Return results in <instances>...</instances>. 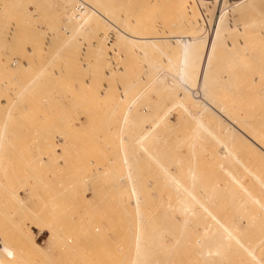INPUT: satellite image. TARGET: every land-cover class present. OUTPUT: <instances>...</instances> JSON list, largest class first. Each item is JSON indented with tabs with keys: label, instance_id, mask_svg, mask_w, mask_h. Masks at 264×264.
<instances>
[{
	"label": "rangeland",
	"instance_id": "obj_1",
	"mask_svg": "<svg viewBox=\"0 0 264 264\" xmlns=\"http://www.w3.org/2000/svg\"><path fill=\"white\" fill-rule=\"evenodd\" d=\"M85 1L105 19L0 0V264H264V0ZM224 15L196 135L207 41L182 106L170 37ZM189 167L207 211L181 209L169 175L190 186Z\"/></svg>",
	"mask_w": 264,
	"mask_h": 264
},
{
	"label": "bare ground",
	"instance_id": "obj_2",
	"mask_svg": "<svg viewBox=\"0 0 264 264\" xmlns=\"http://www.w3.org/2000/svg\"><path fill=\"white\" fill-rule=\"evenodd\" d=\"M71 1L72 0H67V3L69 2V3H71ZM88 2H90V1H95V2H103L104 0H87ZM68 3V4H69ZM190 3H191V1H189V0H187V2L186 3H184L183 5H182V7L185 9V8H190ZM84 5V7H85V11H83V10H80L81 9V7ZM90 6H92V5H90ZM93 9L90 11V12H88V9H89V4L85 1V0H76V3L74 4V7H73V13L75 14V18H76V22L75 23H77L78 25L80 24V26H81V24H84V23H88V18H89V16L90 15H92V13L94 12V13H96L97 15H99L100 17H102L103 19H105L104 17H105V14L104 13H102L101 11H99L97 8H95V7H92ZM66 15H68L67 17H68V19L71 21V18H70V15H69V9L68 10H66ZM92 12V13H91ZM105 12H107L106 10H105ZM96 15V16H97ZM95 16V21L96 22H98L99 20V18L98 17H96ZM224 17H225V15L224 16H222L221 17V19L219 20V22H218V26H217V28H216V30L212 33V36H211V38L209 39V40H207L206 39V37L204 36H202V37H192V36H189V35H185V34H183V35H177V36H174V37H170V40L171 41H173V43L175 44V42H174V40H172V39H177V41L180 43V46H179V49H178V56H179V61H178V63H179V69L180 70H178V71H180V74H179V76L177 77L178 79H182L181 80V83H182V85L185 87L183 90H188L189 92V94H192V91L194 90L193 89V87H191V86H189V83H188V81H185V79H188V78H191V77H195L196 76V66H197V64H198V58H199V55H200V53H201V47H197L196 46V42L197 41H202V40H206L207 42H206V45H205V48H204V50L202 51L203 53V55H202V59H201V63H200V65H201V71H200V73H199V80H198V83L197 84H199V85H197L198 87V89H203L204 90V95H205V97L207 98V99H205L204 97V108H203V110H201L200 112H198V115L197 116H195L194 114H193V112L192 111H188V113H190V115L192 116V117H194V119H196V132L194 133V134H196V135H198V133H199V131L200 130H204V131H206L207 133H211L209 130H208V128H207V126H206V124H205V121H204V119H203V116H204V114L208 111H210V109H211V107H209L206 103H205V101L206 100H208V99H210V98H212V92H211V90H209L208 88H207V86H209L208 84L210 83V82H212V80H210L209 78H210V65H211V63L213 62V60H212V62H210V60H211V57H212V55L214 54V52H215V49H216V46H217V44L219 43V41H220V39H221V37L223 36V34H224V32H223V30L225 29V26L223 27L222 26V23H223V21H224ZM107 18V17H106ZM77 19H78V22H77ZM107 21H109L108 22V24H110V25H113V23H112V21L111 20H108V19H106ZM99 23V22H98ZM119 28V27H118ZM117 28V29H118ZM113 29V28H112ZM120 33H122L121 35H128L129 37H131V38H133V39H139V40H145V41H149V42H152V43H154L153 41L155 40V39H157V37H136V36H133V35H131V34H129V33H127L125 30H123V29H121L120 31H119ZM127 36V37H128ZM160 38V37H159ZM169 38V37H168ZM167 38V39H168ZM164 39V38H163ZM170 41V42H171ZM203 44V43H202ZM155 45V44H154ZM199 45V44H198ZM201 46V45H200ZM161 50V49H160ZM169 62H170V64L172 65H174V63H175V61L173 60V59H170L169 58ZM175 67V66H174ZM176 73H177V71H176ZM187 73V74H186ZM168 74V73H167ZM159 75V74H158ZM170 81V80H169ZM196 89V88H195ZM183 91V93L181 94V96H180V98L177 100V102H176V105H182V99L184 98V94H187V91ZM201 92V91H200ZM199 93V92H198ZM202 94V93H201ZM193 95H194V92H193ZM197 96H198V94H196ZM203 95V94H202ZM194 97V96H193ZM190 98V97H189ZM191 99V98H190ZM199 99H201V98H199ZM197 100V99H196ZM210 100H212V99H210ZM198 101H200V100H198ZM196 102V101H195ZM208 102V101H207ZM200 103V102H199ZM209 103H211L210 101H209ZM202 104V105H203ZM182 106H184V105H182ZM185 108V107H184ZM213 108V107H212ZM217 108V107H216ZM186 109V108H185ZM202 109V108H201ZM219 110V109H218ZM220 110H224V107H222L221 106V109ZM170 111V110H169ZM217 111V110H216ZM161 120V119H160ZM160 122V121H159ZM158 122V123H159ZM157 123V124H158ZM155 127V126H154ZM153 129V128H152ZM148 134L149 133H147L146 135H143V139L142 140H144L146 137H148ZM212 134V133H211ZM195 136V135H194ZM140 141V140H139ZM220 141H221V143L222 144H224L225 142L222 140V139H220ZM225 145V144H224ZM143 147V146H142ZM215 152V151H214ZM217 152V156L219 157L218 159L220 160V164H221V166H222V164L224 163V161H223V158H225V156H226V153H225V150L224 151H222L221 149L220 150H218V151H216ZM213 154V153H212ZM213 156V155H212ZM211 156V157H212ZM216 156V157H217ZM215 159V158H214ZM211 161V160H210ZM213 161H211V163H212ZM216 164H217V162H215ZM219 164V163H218ZM217 164V165H218ZM217 165H215V167H213V168H217ZM128 166H130V164H128ZM192 166V165H191ZM212 166H214V165H212ZM211 166V167H212ZM218 166H220V165H218ZM194 167V166H193ZM190 168V167H189ZM196 169V168H195ZM194 168H190L189 170H188V168H187V172H188V177H189V179H190V181H191V185L190 186H188V185H185L183 182H182V180L180 179V178H178L177 176H173V175H169V178H170V180L174 183V184H176V186H177V188L181 191V196H180V198H181V206H182V208L181 209H183L184 211H185V214H187L188 212V214H191V213H194V211L195 210H197V205H202L203 206V208L204 207H206L205 205H204V203H202L201 202V200H200V198L197 196V194L195 193V190H194V184H195V180H196V177H197V173H196V170H195ZM226 171H227V173L230 175V177L232 178V180H236V178H234V176H233V174H232V171L230 172L229 171V169L227 168L226 169ZM238 182V181H237ZM243 186V185H242ZM241 186V187H242ZM136 194H138V193H135V195ZM139 195V194H138ZM136 200H138V199H136ZM139 202V201H138ZM209 203H211V201L209 202ZM208 203V204H209ZM196 206V207H195ZM204 209H206V211H207V207L206 208H204ZM187 212V213H186ZM187 218V217H186ZM185 218V219H186ZM186 223H187V219L183 222V224H182V226H181V230H179L180 231V234H183L184 233V231L186 230ZM225 228V227H224ZM228 228H229V226H228ZM227 227L225 228V229H228ZM230 228H231V226H230ZM229 230V229H228ZM218 232L220 233V234H222V235H225V230L224 229H222V228H218ZM229 233L230 232H233L232 230L231 231H228ZM237 233V232H236ZM185 235V234H184ZM234 234H232V236H233ZM237 235V234H236ZM181 236L182 235H180L179 237L181 238ZM234 237H235V235H234ZM238 237V236H237ZM237 237H235V239L237 240ZM239 238V237H238ZM138 239V238H137ZM238 241H239V239H238ZM239 243H240V241H239ZM216 248V247H215ZM247 249V248H246ZM208 251H207V255H209V254H211V252L213 253V252H215L216 253V250L217 249H213L212 248V251H210L209 249H207ZM248 251H249V249H247ZM254 253V251L252 250L251 252H250V254L251 253ZM252 253V255L251 256H253V257H255V254H253Z\"/></svg>",
	"mask_w": 264,
	"mask_h": 264
},
{
	"label": "built area",
	"instance_id": "obj_3",
	"mask_svg": "<svg viewBox=\"0 0 264 264\" xmlns=\"http://www.w3.org/2000/svg\"><path fill=\"white\" fill-rule=\"evenodd\" d=\"M80 10H83V11H85L86 9H85V7H84V5L81 7V9Z\"/></svg>",
	"mask_w": 264,
	"mask_h": 264
}]
</instances>
